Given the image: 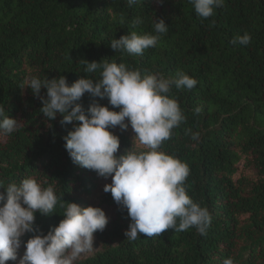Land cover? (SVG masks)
I'll return each mask as SVG.
<instances>
[{"label":"trees","instance_id":"16d2710c","mask_svg":"<svg viewBox=\"0 0 264 264\" xmlns=\"http://www.w3.org/2000/svg\"><path fill=\"white\" fill-rule=\"evenodd\" d=\"M138 16L143 23L133 27ZM154 18L168 25L154 47L138 55L110 47L112 38L131 31L153 33ZM245 32L249 45L230 43ZM101 58L168 76L182 70L197 80L191 90H172L186 120L161 148L188 165L187 194L211 216L206 235L190 227L125 237L127 211L103 191L111 178L74 164L62 138L72 124L62 125L60 115L47 121L39 113L41 100L20 87L29 73L64 75L69 84L83 75L98 79V73H84V59ZM96 99L108 105L106 97ZM80 102L87 107L91 98ZM0 105L19 124L10 135L0 133V181L6 187L33 177L64 200L56 213L35 214L42 231L58 224L67 201L99 206L109 218L94 233L96 250L74 264H222L228 257L235 264H264V0H225L203 20L189 0H142L131 7L126 0H0ZM111 131L120 139L117 155L131 147L130 126ZM23 252L22 245L17 261L6 264H18Z\"/></svg>","mask_w":264,"mask_h":264},{"label":"clouds","instance_id":"9594fccd","mask_svg":"<svg viewBox=\"0 0 264 264\" xmlns=\"http://www.w3.org/2000/svg\"><path fill=\"white\" fill-rule=\"evenodd\" d=\"M141 2L126 0L129 7ZM189 3L203 20L213 16L214 9L223 7L225 0ZM132 23L135 27L143 20L138 16ZM167 31L164 19L154 18L153 33L131 31L112 38L109 45L114 52L138 55L154 47ZM230 43L247 46L251 36L245 32ZM84 62V73H98V79L83 75L69 84L64 75L41 79L29 73L20 87H27L41 100L39 113L47 121L60 115L62 125L72 124L62 137L72 162L106 180L111 178V183L103 185V191L127 211L130 222L125 237L135 240L141 233L152 237L168 229L181 232L190 227L206 235L211 216L206 207L187 194L184 183L189 175L188 165L161 148L171 138L172 130L186 120L172 90H191L197 80L182 70L168 76L109 59ZM42 88L46 96L40 95ZM86 94L91 98L87 107L80 102ZM105 97L111 108L96 99ZM194 112L199 114L201 108L196 107ZM6 113L0 105V133L10 135L19 124ZM129 126L134 132L132 145L117 155L120 139L111 129L118 127L124 132ZM185 131L191 139L199 138L191 129ZM0 189V264L17 261L22 245L24 252L18 264H74L81 254L92 250L94 233L103 231L108 223L101 207L67 201L60 205L63 218L44 233L35 223V214L56 213L58 201L64 200L55 194L54 187H44L35 178L27 177L6 187L0 181ZM26 233L32 235L22 239ZM222 264L235 261L228 257Z\"/></svg>","mask_w":264,"mask_h":264},{"label":"rangeland","instance_id":"374dc122","mask_svg":"<svg viewBox=\"0 0 264 264\" xmlns=\"http://www.w3.org/2000/svg\"><path fill=\"white\" fill-rule=\"evenodd\" d=\"M95 250V247H93L91 251L85 253V256L91 255Z\"/></svg>","mask_w":264,"mask_h":264}]
</instances>
